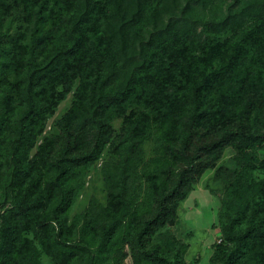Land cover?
I'll use <instances>...</instances> for the list:
<instances>
[{
    "label": "trees",
    "instance_id": "1",
    "mask_svg": "<svg viewBox=\"0 0 264 264\" xmlns=\"http://www.w3.org/2000/svg\"><path fill=\"white\" fill-rule=\"evenodd\" d=\"M69 21L70 47L48 64L38 62L51 47L50 37L41 36L32 49L15 39L2 48L0 88L9 90L3 111L5 129L24 108L19 147L29 141L36 146L44 123L80 81L73 108L64 116L65 151L53 159L55 143L44 139L35 157L25 166L16 158V180L28 187L14 207L13 222L4 220L0 234V264H41L29 238L35 233L42 251L61 264H73L74 254L59 253L56 246L69 245L66 235L87 222L89 233L102 232L103 245L114 234L130 197L136 173L138 150L150 127L169 124L175 140L179 129L184 140L178 153L187 166L178 175L168 168L167 188L161 190L155 174L145 177L161 197L156 213L145 220L136 235L138 249L153 264H189L171 261L151 237L160 229L175 226L179 202L192 189L191 180L215 169L226 149L236 152L232 196H247L246 205L223 202L224 216L233 224H248L236 236V247L224 264H234L238 255L256 251L264 264V181L256 178L264 170L258 152L264 150V0H61ZM11 5L0 1V13ZM251 48L259 51L258 73L238 76L237 70ZM15 68L22 78L10 79ZM62 88V91L60 90ZM12 103H18L13 106ZM89 107L90 139L79 121ZM123 119L126 133L136 150L123 169L105 173L108 201L105 208L87 210L67 227V213L83 189L70 183L72 170L97 164L116 135L113 122ZM18 149V146H17ZM54 167L50 180L44 170ZM123 175V178H122ZM37 196L36 202L32 199ZM32 199V200H31ZM5 203L0 204L2 206Z\"/></svg>",
    "mask_w": 264,
    "mask_h": 264
},
{
    "label": "rangeland",
    "instance_id": "2",
    "mask_svg": "<svg viewBox=\"0 0 264 264\" xmlns=\"http://www.w3.org/2000/svg\"><path fill=\"white\" fill-rule=\"evenodd\" d=\"M11 5V10L5 14L0 13V46L8 48L17 38L24 36L22 42L32 49L41 36L50 37V51L46 56H39L38 62L48 64L59 60L63 54L60 51L70 47L69 21L73 13L66 14L60 8L61 0H0ZM259 51L251 48L244 58L241 67L237 70L238 76L248 73H258L260 64L257 61ZM0 51V60H3ZM2 67H0L1 70ZM15 68L10 71V79L22 78ZM1 78V75H0ZM80 86V81L74 85L73 92L60 103L55 114L41 122L37 129L44 123V133L37 139L36 146L29 148V141L19 147L18 138L20 123L25 107H19L12 119V130L5 129L3 115L6 95L9 90L0 88V204L8 200L4 206L0 205V234L4 220L12 223L17 207L16 199L20 201L28 187L16 180V158L22 165L32 160L44 139L55 143V153L52 158L60 156L68 146L63 132V118L73 108L74 94ZM62 91V88H60ZM264 94V92H263ZM17 106L18 103H12ZM89 107L80 118V125L84 127L87 139H90V126L87 120ZM169 124H156L150 127L144 137L140 150L135 175L129 182H133L129 200L121 217L113 222L114 234L106 245H103L102 232L98 236L89 233L87 222L81 220L78 228H71L74 218L82 215L87 210L92 213L100 208H105L108 201V190L105 173L116 172L126 167L130 156L136 148L128 138L123 119L113 122L115 136L107 145L102 158L97 164L90 167L75 168L72 170L70 183L78 188L83 186L74 203L69 209L67 227L71 228L66 235L69 245L56 246L59 253L74 254L73 264H153L144 257L137 247L136 235L142 229L145 220L151 218L159 205L161 197L152 182L145 177L155 174L161 190L167 188L168 176L166 169L178 175L181 167L187 166V160L178 153L182 148L184 133L182 129L175 134L173 140L169 132ZM18 146V149H17ZM236 152L232 148L225 151L223 159L215 169L206 171L197 181L191 180L192 189L185 200L179 202L177 208V223L172 227H165L156 232L150 240V248H159L160 254L171 260L181 259L189 264H224L230 253L236 247V236L241 234L248 224H233L232 218L223 220L224 201H231L237 207L245 206L247 196L238 199L232 196L234 184L231 171L235 170L234 159ZM259 161H264V150L258 152ZM54 174V167L44 170L45 180L48 181ZM258 180L264 181V170L255 172ZM123 178V175H122ZM32 199L36 202L37 196ZM31 199V200H32ZM29 238L33 241L39 253L41 264H61L59 258L46 255L39 246V239L35 233ZM234 264H259L256 251L249 250L243 256L238 255Z\"/></svg>",
    "mask_w": 264,
    "mask_h": 264
}]
</instances>
